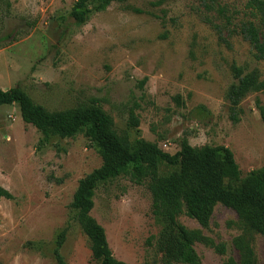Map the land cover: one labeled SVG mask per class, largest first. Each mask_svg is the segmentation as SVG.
<instances>
[{"label": "rangeland", "instance_id": "rangeland-1", "mask_svg": "<svg viewBox=\"0 0 264 264\" xmlns=\"http://www.w3.org/2000/svg\"><path fill=\"white\" fill-rule=\"evenodd\" d=\"M76 0H0V89L18 86L49 112L85 106L102 109L130 150L140 142L175 154L186 140L201 148L225 146L241 178L264 166V89L239 103V121L229 119L227 92L236 79L232 64L257 71L264 59L231 34L215 10L199 0L112 2L77 24ZM247 0H217L232 21L251 19ZM139 9L141 12H135ZM132 111L138 124L129 123ZM101 164L84 134L50 136L26 124L17 104L0 106V264H97L90 242L70 208L78 180ZM160 174L173 170L161 162ZM90 215L104 229L112 255L127 264H163L157 247L161 224L152 214L145 185L120 175L100 183ZM179 224L215 244L193 248L200 264L238 260L233 240L242 233L236 213L217 204L201 227L181 213ZM63 234L62 244L57 241ZM257 264H264V236L255 235Z\"/></svg>", "mask_w": 264, "mask_h": 264}, {"label": "trees", "instance_id": "trees-1", "mask_svg": "<svg viewBox=\"0 0 264 264\" xmlns=\"http://www.w3.org/2000/svg\"><path fill=\"white\" fill-rule=\"evenodd\" d=\"M127 0H76L69 13L77 24L84 23L90 13L104 10L112 2ZM165 0H154L153 6ZM207 8L215 10L225 21L229 33L239 34L252 48L257 60L264 59V0H247L245 7L251 19L232 21L225 5L217 0H199ZM135 12H141L134 9ZM236 79L227 92L229 119L239 121V103L249 93L264 89V81L257 71L244 72L232 64ZM17 104L22 121L40 131L45 139L50 136L71 138L82 133L95 148L101 164L78 180L70 208L75 219L90 242L91 258L97 264H127L116 259L108 246L103 227L90 215L96 187L109 179L125 175L134 184L145 185L152 201V214L161 224L157 247L163 264H200L195 252V242H203L217 254L227 252L224 243L215 244L198 231L189 230L177 221L184 213L201 227H206L217 204L232 209L238 219L242 233L233 240L238 260L228 257L223 264H257L253 238L264 236V166L250 171L242 179L241 172L232 152L225 146H191L186 140L179 151L169 154L157 145L140 142L130 150L112 130L111 118L99 107L85 106L74 110L49 112L33 103L28 94L19 88L0 89V106ZM260 118L264 123V109L258 105ZM129 123L135 127L137 118L132 111ZM163 162L173 168L160 174L159 164ZM11 199L12 195L0 188V198ZM60 234L57 247L62 244ZM58 264H64L55 251Z\"/></svg>", "mask_w": 264, "mask_h": 264}]
</instances>
